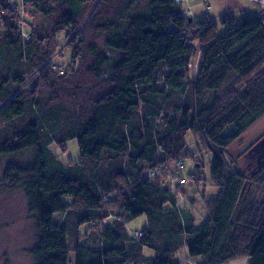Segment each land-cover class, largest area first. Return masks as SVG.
<instances>
[{
    "label": "trees",
    "instance_id": "16d2710c",
    "mask_svg": "<svg viewBox=\"0 0 264 264\" xmlns=\"http://www.w3.org/2000/svg\"><path fill=\"white\" fill-rule=\"evenodd\" d=\"M182 3L26 0L40 19L26 40L0 0L2 179L33 220L32 264H177L181 250L197 264H264V197L251 191L261 167L248 180L225 159L264 116V14L193 20ZM61 35L75 66L58 74L48 62ZM188 132L205 139L218 188L198 226L178 204L185 181L167 176L190 156ZM73 139L79 162L62 164L50 146ZM141 216L147 226L130 235ZM83 226L97 231L81 240Z\"/></svg>",
    "mask_w": 264,
    "mask_h": 264
},
{
    "label": "rangeland",
    "instance_id": "374dc122",
    "mask_svg": "<svg viewBox=\"0 0 264 264\" xmlns=\"http://www.w3.org/2000/svg\"><path fill=\"white\" fill-rule=\"evenodd\" d=\"M25 1L12 0V4L13 9L18 15L19 25L23 27L22 33H27L25 37H30L27 27L32 23L38 22L40 19L38 15L33 13L30 7L24 5ZM254 4L259 7V10H263L264 14V9L257 3ZM210 15H214V13H210ZM212 19L219 21V18L216 17ZM197 20H200V18ZM68 42L69 40L63 39L62 35L59 36L54 53L48 62L52 70L58 72V74H62L63 71L69 73L75 66V62H72ZM199 62L200 57L197 53L189 66L190 77L197 74ZM263 141L264 116L240 136L227 149L225 155V159L232 170L245 175V178L248 180H250L252 171L256 169L255 167H261L262 173L259 175V182H254L251 190L252 195L258 199L264 197V152L258 147ZM185 142L190 156L184 159V168L180 169L173 165L171 172L167 176L171 175L172 177V175H176L173 180L175 187L178 183L180 184V180L183 179L185 181L183 186L185 196L180 193L177 194L178 204L180 207L192 209L195 216V225L198 226L207 217L203 200L210 201L215 199L218 188L211 184L210 172L212 156L206 149L205 139L201 138L195 141L193 134L188 132L185 136ZM50 151L62 164H75L80 159L76 139L66 142L63 148L52 145L50 146ZM27 159L28 155L24 153L17 156L15 160L25 163ZM5 165L6 160L0 159V264H32L29 251L34 243V223L27 211L26 201L23 195L20 192L11 191L10 187L2 179ZM194 175L196 176L195 178H193ZM166 185L173 188L172 184ZM179 191H181V188L177 192ZM57 219H59V215L54 217V220ZM110 220L108 222L106 221V224H109L111 222ZM146 226L147 221L145 217L141 216L127 223L125 228L130 235L138 233L139 237L140 231ZM93 230L97 231L88 226L81 227L80 239L82 240L87 234L92 233ZM142 254L150 257L154 253L149 249H143ZM174 259L177 264H197L199 261L198 258L188 257L185 250L177 252ZM70 260H73L72 254H70ZM231 262L230 264H249V259L242 257ZM72 264H74V261Z\"/></svg>",
    "mask_w": 264,
    "mask_h": 264
},
{
    "label": "crops",
    "instance_id": "0c3cea01",
    "mask_svg": "<svg viewBox=\"0 0 264 264\" xmlns=\"http://www.w3.org/2000/svg\"><path fill=\"white\" fill-rule=\"evenodd\" d=\"M182 7L188 11V17L193 20L206 16L220 19L227 13L238 14L245 11L256 14L257 19H261L263 16L262 10H259V7L251 0H183ZM210 13H214V15H210ZM230 263L232 262L225 264Z\"/></svg>",
    "mask_w": 264,
    "mask_h": 264
},
{
    "label": "built area",
    "instance_id": "2783aa9c",
    "mask_svg": "<svg viewBox=\"0 0 264 264\" xmlns=\"http://www.w3.org/2000/svg\"><path fill=\"white\" fill-rule=\"evenodd\" d=\"M251 1H253L254 3H257L258 5L261 6L262 9H264V0H251ZM176 2H177V3H182V0H176ZM262 23H263V25H264V16H263V18H262ZM23 35H25V34H23ZM24 37H25V36H24ZM28 38H29V36L25 37V39H28ZM178 164H179V166H181L180 168H182L181 163H178ZM147 175H148V176H149V175H154V176H155V173H148ZM183 183H184V180H183V179L180 180V184H183Z\"/></svg>",
    "mask_w": 264,
    "mask_h": 264
},
{
    "label": "water",
    "instance_id": "95a60500",
    "mask_svg": "<svg viewBox=\"0 0 264 264\" xmlns=\"http://www.w3.org/2000/svg\"><path fill=\"white\" fill-rule=\"evenodd\" d=\"M258 147H260V149L263 150V152H264V141L261 142V144Z\"/></svg>",
    "mask_w": 264,
    "mask_h": 264
}]
</instances>
